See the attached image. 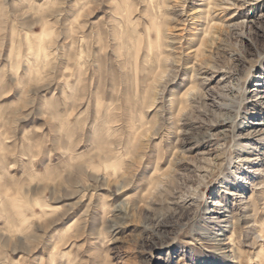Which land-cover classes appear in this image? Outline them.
<instances>
[{
  "label": "rangeland",
  "instance_id": "1",
  "mask_svg": "<svg viewBox=\"0 0 264 264\" xmlns=\"http://www.w3.org/2000/svg\"><path fill=\"white\" fill-rule=\"evenodd\" d=\"M262 224L264 0H0V264H237Z\"/></svg>",
  "mask_w": 264,
  "mask_h": 264
},
{
  "label": "bare ground",
  "instance_id": "2",
  "mask_svg": "<svg viewBox=\"0 0 264 264\" xmlns=\"http://www.w3.org/2000/svg\"><path fill=\"white\" fill-rule=\"evenodd\" d=\"M209 10V9H208ZM247 158V157H246ZM252 158V157H251ZM229 194H234V193H229ZM257 200V199H256ZM219 203H217V205H218ZM220 205V204H219ZM259 234H261V235H259L260 237H261V239H263L264 240V224H262V225H260V227H259ZM245 243V242H244ZM257 246V245H256ZM233 247V246H232ZM243 243L241 242V244H238V246H237V250H235V251H237V254L239 253V257L237 258V260H236V263L237 264H263V262H262V260H261V252H262V250H263V248H264V243H260V247H258V248H260L261 249V252H260V250L259 251H254L253 253H252V255L250 254V253H248V252H246L245 251V249L243 250ZM245 247V246H244ZM250 247V246H249ZM255 248H253V250H254ZM248 254H250V255H248ZM262 255H264V252H263V254Z\"/></svg>",
  "mask_w": 264,
  "mask_h": 264
}]
</instances>
